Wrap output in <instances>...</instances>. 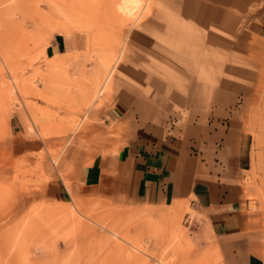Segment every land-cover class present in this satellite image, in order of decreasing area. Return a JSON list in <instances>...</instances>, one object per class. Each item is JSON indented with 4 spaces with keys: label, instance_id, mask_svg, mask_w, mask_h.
Masks as SVG:
<instances>
[{
    "label": "rangeland",
    "instance_id": "1",
    "mask_svg": "<svg viewBox=\"0 0 264 264\" xmlns=\"http://www.w3.org/2000/svg\"><path fill=\"white\" fill-rule=\"evenodd\" d=\"M107 2L0 0V264H222L218 243L198 228L189 204L139 219L130 217L136 206L93 189L66 202L47 194L56 179L69 187L90 113L127 90L149 106H182L193 112L185 117L209 123L211 112L223 110L241 130L247 212L264 256V38L255 36L264 30V0H151L148 11L123 23ZM58 32L68 49L47 57ZM107 53L111 66L120 56L111 86L87 93ZM158 220L168 223L156 232L150 223Z\"/></svg>",
    "mask_w": 264,
    "mask_h": 264
},
{
    "label": "crops",
    "instance_id": "2",
    "mask_svg": "<svg viewBox=\"0 0 264 264\" xmlns=\"http://www.w3.org/2000/svg\"><path fill=\"white\" fill-rule=\"evenodd\" d=\"M201 1L227 5L233 0ZM151 22L160 26L158 21ZM255 36L264 38V30ZM67 49L66 37L58 32L45 53L56 57ZM131 94L130 90L122 92L110 104L90 113L93 120L83 134L88 144L69 187L61 178L56 179L48 184L47 194L66 202L93 189L116 205L136 206L145 212L189 204L198 228L218 243L222 264H264L247 212L243 183L246 139L241 130L230 119H223V110L211 112L209 123L203 117H185L193 115L188 108H156L140 97L132 99ZM173 98L184 102L182 96L175 94Z\"/></svg>",
    "mask_w": 264,
    "mask_h": 264
},
{
    "label": "bare ground",
    "instance_id": "3",
    "mask_svg": "<svg viewBox=\"0 0 264 264\" xmlns=\"http://www.w3.org/2000/svg\"><path fill=\"white\" fill-rule=\"evenodd\" d=\"M106 7H107L109 12L111 11L112 14H114L116 19L119 20L120 23H123L125 20H128V19H130L132 17H136L137 15H139L140 12L143 9H144V11H148L150 9V7H151V0H108ZM113 60H114V54L107 53V54H103V55L100 56V62H99V64L97 66H95L96 67V72H95V75H94V77H93V79H92V81L90 83L91 85L88 87L87 93H89L91 91V88L94 89V88H96L98 86H100V88H101L100 95L104 91H108L109 87L111 86L112 75H113V73H114V71L116 69V66L118 65V62L120 60V56L117 57V59L115 61V65L111 66ZM94 90H92V91L94 92ZM97 90L99 91V89H97ZM96 97H97V95H96ZM79 204L81 206L80 209L88 207V206H89L88 208H92L93 207V205L86 206L88 203L86 204V203L79 202ZM76 206H78V204H76ZM184 207H186V205L182 204L178 209H180V208L183 209ZM138 208H140V207H138ZM143 208L146 209L147 207H143ZM144 212H145L144 209L142 211H139V210H136V209L132 210L130 217H132V218H137L138 217L139 218L140 214L144 213ZM142 217L144 219V216H142ZM163 223L166 224L168 222L166 220L162 221V222H161V220H158V221H155V222H151L150 225H151V228L154 231L158 232V231H160Z\"/></svg>",
    "mask_w": 264,
    "mask_h": 264
}]
</instances>
